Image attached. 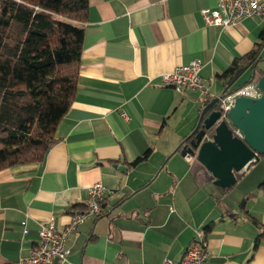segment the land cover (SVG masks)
<instances>
[{
  "label": "crops",
  "instance_id": "0c3cea01",
  "mask_svg": "<svg viewBox=\"0 0 264 264\" xmlns=\"http://www.w3.org/2000/svg\"><path fill=\"white\" fill-rule=\"evenodd\" d=\"M215 4L88 0L76 91L57 142L41 162L0 170V264L26 256L49 218L67 225L94 183L106 189L103 215L68 238L64 264H179L196 234L210 254L204 264H264V157L223 192L176 150L203 105L223 93L219 76L264 31V17L204 24L201 11ZM258 58L264 71V43ZM194 60L206 95L163 84V74Z\"/></svg>",
  "mask_w": 264,
  "mask_h": 264
},
{
  "label": "trees",
  "instance_id": "16d2710c",
  "mask_svg": "<svg viewBox=\"0 0 264 264\" xmlns=\"http://www.w3.org/2000/svg\"><path fill=\"white\" fill-rule=\"evenodd\" d=\"M87 19L88 0H0V170L41 162L57 142L56 128L76 91ZM263 43L264 31L254 49L219 76L228 81L248 66L246 80L235 86L243 74L228 92L264 75L256 69Z\"/></svg>",
  "mask_w": 264,
  "mask_h": 264
},
{
  "label": "built area",
  "instance_id": "2783aa9c",
  "mask_svg": "<svg viewBox=\"0 0 264 264\" xmlns=\"http://www.w3.org/2000/svg\"><path fill=\"white\" fill-rule=\"evenodd\" d=\"M201 15L206 25L222 28L235 26L244 19L264 17V0H216L215 9H204L201 11ZM201 67V62L194 60L187 65L176 66L171 72L163 74L161 80L166 86L198 91L202 95H206L207 87L200 77ZM241 96L253 99L260 97L256 81L227 92L222 98H219L222 118L226 117L234 100ZM235 135L239 138L242 137L238 131H235ZM185 158L188 161L192 160V156L189 155ZM105 196L106 189L102 184L94 183L89 186L86 190L84 209L74 213L69 223L62 229L57 228L53 218L42 223L37 242L33 244L26 256H21L18 259L17 264L66 263L69 254L66 247L68 238L76 235L78 227L87 219H97L103 215ZM209 257L205 241L200 234H196L184 250L179 264H204Z\"/></svg>",
  "mask_w": 264,
  "mask_h": 264
},
{
  "label": "water",
  "instance_id": "95a60500",
  "mask_svg": "<svg viewBox=\"0 0 264 264\" xmlns=\"http://www.w3.org/2000/svg\"><path fill=\"white\" fill-rule=\"evenodd\" d=\"M247 68H239L227 81L223 93L203 105L194 130L176 149H180L181 157H194L211 175L212 185L221 190L233 187L236 174L264 156V75L256 80L260 97H237L225 118L219 109V98ZM235 131L242 137L236 136ZM113 167L124 171V167Z\"/></svg>",
  "mask_w": 264,
  "mask_h": 264
},
{
  "label": "rangeland",
  "instance_id": "374dc122",
  "mask_svg": "<svg viewBox=\"0 0 264 264\" xmlns=\"http://www.w3.org/2000/svg\"><path fill=\"white\" fill-rule=\"evenodd\" d=\"M258 165L260 166V168H262L264 166L263 161L262 162L260 161V163Z\"/></svg>",
  "mask_w": 264,
  "mask_h": 264
}]
</instances>
